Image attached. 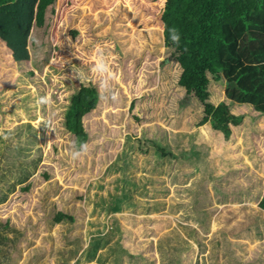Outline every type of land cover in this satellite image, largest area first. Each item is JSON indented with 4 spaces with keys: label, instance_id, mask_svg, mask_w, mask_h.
I'll return each mask as SVG.
<instances>
[{
    "label": "trees",
    "instance_id": "16d2710c",
    "mask_svg": "<svg viewBox=\"0 0 264 264\" xmlns=\"http://www.w3.org/2000/svg\"><path fill=\"white\" fill-rule=\"evenodd\" d=\"M55 1L0 0V39L6 42L14 60H30V35L45 25L48 8ZM162 21L163 45L169 53L164 54L166 59L159 62V72L162 71L166 78L176 73V85L184 91L180 108L195 105L203 109L196 127L209 122L215 133L230 139L233 135L231 124L240 125L243 120V114L232 113L224 99L221 100V93L216 91L218 85L224 88L223 95L231 103L251 104L264 114V0H166ZM171 28L180 33L179 46L168 38ZM127 31L119 34L121 46L135 50V41ZM99 101L100 95L93 85H81L79 91L71 96L66 111L57 112L59 116L63 113L65 127L74 136L71 141L73 148L78 147L74 142L89 141L90 134L85 129L83 118L96 109ZM124 102L126 106L128 99ZM140 108L135 100L130 102L126 127H131L138 136L132 141L130 139L132 147L128 141L117 156L116 161H123L120 168L124 171H119L122 177L116 181L114 190L98 195L89 189L83 193L71 188L65 190V194L58 180H49L44 186L45 191L39 195V202L42 212L48 217L45 218L46 230L41 231L47 233L41 236V241H51V247L47 248L46 243L35 245L41 232L40 228L34 229L32 220L18 222L0 216V264H18L25 247L23 241L32 247L30 255L24 259L25 264H183L182 252L189 250L192 243L197 245L200 258L207 254L204 264H247L250 261L257 264L264 261V251L251 256L250 242L235 243L243 246L241 248L234 244L232 247L224 246L214 232L208 235L213 221L235 217L240 210L236 209L238 206L220 207L215 201L217 192L213 193L211 189L224 188L227 179L215 184L220 175L214 176L216 170L207 162V147L204 153H178L169 140L151 138V134L155 137L169 134L161 127L155 130L146 127L148 131L144 128L139 134L135 129L142 123ZM181 122L178 126L183 124ZM22 125L23 128L19 126L14 131L25 134L26 138L16 144L9 140L1 146L0 204L12 198L18 185L29 181L41 160L40 156L31 157L41 151L35 127L31 123ZM133 152L136 156L146 155L139 162L149 159L153 168L151 174L136 170L134 166L138 161L132 158ZM9 154H25L26 159L8 165ZM154 156H159L161 161L153 162ZM171 186L173 193L167 200ZM29 187L22 186L21 190L29 193ZM50 187L53 191L49 192ZM156 194L160 197L155 198ZM151 200L153 203H149ZM244 205L240 220L242 217L250 220L253 239L264 241V184L258 193H254L251 202ZM158 211L174 214L177 225L158 237L154 250L151 249L155 258L141 255L127 260L122 238V215L135 213L131 216L135 219L136 215L145 217L147 212ZM36 216L40 219L39 213ZM193 219L196 226L182 222ZM56 225L63 227V243L55 242L49 234ZM30 228L33 235L28 234ZM116 233L118 237L114 238ZM261 249H264V244ZM15 252L18 258L14 257Z\"/></svg>",
    "mask_w": 264,
    "mask_h": 264
},
{
    "label": "rangeland",
    "instance_id": "374dc122",
    "mask_svg": "<svg viewBox=\"0 0 264 264\" xmlns=\"http://www.w3.org/2000/svg\"><path fill=\"white\" fill-rule=\"evenodd\" d=\"M165 2L56 0L48 8L45 25L30 35L29 61L14 60L6 42L0 39V129L3 130V134H0V150L9 140L16 144L26 138L25 134L20 135L14 131L19 126L23 128L22 124L26 123L35 127L34 132L41 148L40 153L31 155L32 158L41 157L38 169L27 183L18 185L12 198L0 206L1 217L9 218L10 221L31 222L36 218L35 213H39L40 219H36L34 229L40 228V232L46 230L45 220L48 217L41 210L39 195L52 179L58 180L65 194L71 188L83 193L89 189L98 195L113 191L116 181L122 177L119 171H124L120 168L123 161H116L117 156L130 139L132 141L138 136L131 127H126L129 105L135 100L141 107L139 116L142 123L135 129L139 134L144 128L147 130L146 127L153 130L161 127L169 134L163 137L151 134V138L169 140L178 153H204L207 147V162L216 170L214 176L220 175L215 184L219 185L220 181L227 179L224 188L211 189L213 193L217 192L214 199L220 207L238 206L236 209L240 211L230 219L226 217L213 221L208 235L214 232L224 246L232 247L234 244L241 248L243 246L235 243L250 242L251 256L264 251L261 249L264 241L254 240L251 235V221L243 217L240 220L243 213L241 208L245 207V202H251L254 193H258L264 184V114H260L251 104L231 103L223 95L224 88L218 85L216 91L221 93V100L224 99L232 113L243 114V120L240 125L231 124L233 135L230 139L215 133L209 122L195 126L203 115V109L195 105L180 108L179 102L184 91L176 85V73L166 78L158 68L159 62L166 59L164 54L169 53L163 45L162 37V10ZM126 30L135 41L137 49L121 46L119 34ZM101 54L107 58L111 72L115 74L112 83L118 94L116 101L104 100L98 88L93 67ZM90 84L97 89L100 101L96 109L83 118L85 129L90 134L88 152L73 160L70 153L74 136L65 127L63 113L71 96L79 91L80 86ZM45 95L51 98V103L41 107L37 104V98ZM125 99H128L126 106ZM177 108L185 113L182 114L180 110L177 113ZM58 111L63 113L59 116ZM179 121L183 123L181 126H178ZM9 156L8 165L26 159L25 154ZM131 156L138 161L134 166L136 170H145L148 175L151 174L153 168L149 159L139 162L146 155L136 156L133 152ZM2 158L0 154V161ZM152 160L161 161L159 156H154ZM201 167L202 164L198 166L199 172ZM25 184L30 186L29 193L21 190ZM172 190L173 186L166 196L167 200ZM48 191H53V187ZM157 197H160L159 194H156ZM149 203H153V200ZM102 214L100 212V216ZM133 215L135 213H124L121 219L124 225L122 238L128 256L126 259L134 260L141 255L155 258L153 246L158 237L176 226L177 219L172 216L174 214L164 211L147 212L145 217L136 215L135 219L131 218ZM182 222H189L190 226L197 225L194 219ZM56 226L52 230L55 242L63 243V227ZM30 229V235H33L34 231ZM39 235L35 244L43 234ZM113 237L117 238L118 234ZM23 242L25 247L18 264H25L24 259L30 255L32 248L26 245V241ZM190 247L182 252L181 262L204 264V260L208 259L207 254L200 258L197 245L192 243ZM14 257L18 258L16 252ZM247 264L256 262L250 261ZM257 264H264V261L260 260Z\"/></svg>",
    "mask_w": 264,
    "mask_h": 264
},
{
    "label": "clouds",
    "instance_id": "9594fccd",
    "mask_svg": "<svg viewBox=\"0 0 264 264\" xmlns=\"http://www.w3.org/2000/svg\"><path fill=\"white\" fill-rule=\"evenodd\" d=\"M169 31V39L173 44L179 46L180 43V33L177 29L171 28ZM93 72L98 81V88L100 90L101 96L104 100L111 99L112 101H116L118 99V94L115 92L113 88V81L115 80V74L111 72V69L108 65L107 58L101 54L97 62L93 67ZM83 79V77H80ZM51 103V98L47 95L41 96L37 98V104L41 107L47 106ZM46 125L51 129L50 125L46 123ZM0 134H3V130L0 129ZM74 145H78V147H72V151L70 156L73 160L79 159L81 156L86 155L88 152V145L85 142L73 143Z\"/></svg>",
    "mask_w": 264,
    "mask_h": 264
},
{
    "label": "crops",
    "instance_id": "0c3cea01",
    "mask_svg": "<svg viewBox=\"0 0 264 264\" xmlns=\"http://www.w3.org/2000/svg\"><path fill=\"white\" fill-rule=\"evenodd\" d=\"M18 190V188L16 189V191ZM40 203V202H39ZM1 205H3V204H0V206ZM35 215H36V213H35ZM37 217V216H36ZM21 220H18V222H20ZM35 221H36V218H34L33 219V224L35 225ZM37 224H38V221H37ZM32 232V230L31 229H28V234L30 235V233ZM45 233H47V232H45V231H43V232H41V235L42 234H45ZM49 233V232H48ZM52 237H54L53 236V234H51V233H49ZM40 236V235H39ZM38 236V237H39ZM55 238V237H54ZM41 243H46V246H47V248H50L51 247V241H48V242H42L41 241V239H39L38 241H37V243L35 244V245H41ZM18 254V253H17Z\"/></svg>",
    "mask_w": 264,
    "mask_h": 264
}]
</instances>
